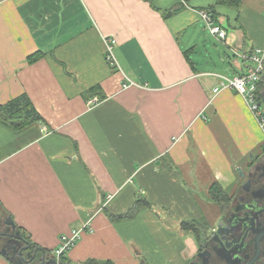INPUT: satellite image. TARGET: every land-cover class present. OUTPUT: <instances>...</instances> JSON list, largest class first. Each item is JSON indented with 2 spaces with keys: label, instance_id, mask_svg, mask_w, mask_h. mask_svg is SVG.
Wrapping results in <instances>:
<instances>
[{
  "label": "crops",
  "instance_id": "1",
  "mask_svg": "<svg viewBox=\"0 0 264 264\" xmlns=\"http://www.w3.org/2000/svg\"><path fill=\"white\" fill-rule=\"evenodd\" d=\"M205 9L228 32L238 76L251 66L241 56L264 49V0H0V105L26 94L43 119L0 122V221L49 252L89 223L65 254L73 264H187L196 239L180 224L213 226L220 207L204 216L184 181L231 193L264 149L243 98L213 93L227 70L184 55Z\"/></svg>",
  "mask_w": 264,
  "mask_h": 264
},
{
  "label": "flooded vegetation",
  "instance_id": "2",
  "mask_svg": "<svg viewBox=\"0 0 264 264\" xmlns=\"http://www.w3.org/2000/svg\"><path fill=\"white\" fill-rule=\"evenodd\" d=\"M257 159H253L252 166ZM260 175H264V170L256 174ZM228 193V201L219 204L213 226L207 225L200 241L196 240V249L187 264H264V240L255 239V232L260 227L264 229V178L257 181L245 175L238 187ZM248 218H252V223L247 225ZM3 231L6 230L1 223L0 232ZM6 241L0 237V251ZM32 252L31 246L27 253Z\"/></svg>",
  "mask_w": 264,
  "mask_h": 264
},
{
  "label": "built area",
  "instance_id": "3",
  "mask_svg": "<svg viewBox=\"0 0 264 264\" xmlns=\"http://www.w3.org/2000/svg\"><path fill=\"white\" fill-rule=\"evenodd\" d=\"M198 15L209 34L216 41L228 45V32L223 24L218 23L213 12L209 9H205L198 11ZM102 40L104 43V57L106 62L111 66L117 67V62L114 56L115 39L103 37ZM241 57L248 59L251 62L250 68L232 78L221 77L222 80L219 86L213 89V93L218 94L222 90H232L243 98L247 108L254 115L262 131V145L264 148V108L258 97L257 87L260 81L264 78V49L251 50L247 55H242ZM108 198L110 199L111 196ZM85 229L91 232L89 223L84 225L82 229L73 231L70 237H63L61 239L60 245L53 253L55 264H59L60 258L77 243L81 237L82 230Z\"/></svg>",
  "mask_w": 264,
  "mask_h": 264
},
{
  "label": "trees",
  "instance_id": "4",
  "mask_svg": "<svg viewBox=\"0 0 264 264\" xmlns=\"http://www.w3.org/2000/svg\"><path fill=\"white\" fill-rule=\"evenodd\" d=\"M235 3H237L235 1ZM180 10V8H176L173 11H169L167 15L174 14ZM211 10V9H209ZM193 49H191L192 51ZM190 51L184 52L185 57L187 58L188 62H190L191 65L192 62L190 61L189 57L187 56V53ZM246 52V51H245ZM38 57H41L40 53H36L34 56L29 58V62L35 61ZM264 85V78L260 83L258 84V97L260 98V95L264 92H261ZM98 91L97 88H91L86 92H89L91 95L96 94ZM85 92V93H86ZM88 93V94H89ZM87 95V93L85 94ZM91 96H85V98H90ZM261 100V99H260ZM0 122L4 125H7L11 127L15 131H19L24 129L25 127L33 124V123H39L40 125L43 122V119L39 116V114L36 112L31 100L28 98L26 94H23L13 100L8 101L4 105H0ZM263 146V145H262ZM264 150V149H263ZM209 194L212 199V201L221 204L223 202L228 201L229 193L225 190H222L220 186L217 183H214L209 188ZM132 211L130 213L126 214L123 217H131ZM208 224L204 222V227H202V224L197 221H188L180 224V228L184 232H190L193 234L197 242L200 241V237L202 232L204 231L205 227ZM33 248H37L36 245H31ZM42 251L45 253L47 259H53V252H49L47 250L42 249ZM59 264H73L71 263L67 257L64 255L60 258ZM80 264H112L110 261H96V260H88L84 263Z\"/></svg>",
  "mask_w": 264,
  "mask_h": 264
},
{
  "label": "rangeland",
  "instance_id": "5",
  "mask_svg": "<svg viewBox=\"0 0 264 264\" xmlns=\"http://www.w3.org/2000/svg\"><path fill=\"white\" fill-rule=\"evenodd\" d=\"M201 25L204 28V30H202L203 34L201 37H199L200 39L199 41H197L198 43H195L194 40H192L191 42L183 43L182 49H188L192 46L196 47L195 51L192 54L188 52V55L191 57L195 66L197 65L196 63L198 62L202 63L203 61H206L205 63H208L205 57L209 58V56H211V59L215 61V64L218 63L221 69L227 70V74H229L230 77H233L236 74L234 73V70L236 69L232 61L234 60V56L236 55L228 51L225 48V46H223L220 42L212 38L208 34V32L205 30V27L202 22H201ZM184 37L188 38L187 35H185ZM181 39H183V37ZM239 177L240 176L238 173V179L240 180ZM184 183L186 184L188 193L191 196L192 200L194 201L196 208L199 209L200 212H202L204 216L214 213V211H211L212 209L202 210L205 204L213 202L208 195V187H209V183L211 182L209 180L208 181L207 180H203V181L193 180L191 185L189 181H184ZM157 209L158 210H156L155 212L159 215L160 220H163L165 216L164 211L159 210V208ZM204 222L205 220L202 219V222H201L202 227H204ZM141 263H142V260L139 264ZM146 264H149V263H146Z\"/></svg>",
  "mask_w": 264,
  "mask_h": 264
},
{
  "label": "water",
  "instance_id": "6",
  "mask_svg": "<svg viewBox=\"0 0 264 264\" xmlns=\"http://www.w3.org/2000/svg\"><path fill=\"white\" fill-rule=\"evenodd\" d=\"M260 99L264 108V93L260 95ZM252 159L253 158L251 157V162L253 161ZM261 170H264V153H261L257 162L253 164V166H250L249 172L246 175L248 177L252 176L253 179L259 181L264 178V175L256 176ZM236 172L239 173L240 179L245 177V174L241 169H236ZM1 223L4 225L6 231H3L2 233L0 232V237H3L7 241L1 249L0 254L7 259V261L11 264H55L53 259H47L41 248H33L31 255L27 253L31 248V244L20 235V232L16 229L12 220L6 219L5 221H0V224ZM251 223L252 218H248L247 225ZM255 234V239L260 242L264 240V229L262 227H260ZM38 252L40 254L39 258H37Z\"/></svg>",
  "mask_w": 264,
  "mask_h": 264
}]
</instances>
